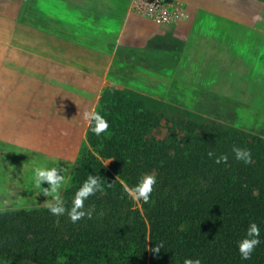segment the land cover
<instances>
[{"label": "trees", "instance_id": "1", "mask_svg": "<svg viewBox=\"0 0 264 264\" xmlns=\"http://www.w3.org/2000/svg\"><path fill=\"white\" fill-rule=\"evenodd\" d=\"M128 51L140 68H174L182 45L157 32ZM95 111L109 128L96 135L88 125L62 198L70 209L89 175L112 187L89 197L92 218L75 223L47 206L0 209V264H264V133L176 110L167 117L161 102L112 87L102 90ZM233 146L249 149L253 162L237 161ZM209 152L227 154V163ZM150 172L157 184L149 203H134L120 181L135 186ZM253 222L260 244L243 260L237 243ZM156 245L162 248L154 254Z\"/></svg>", "mask_w": 264, "mask_h": 264}, {"label": "rangeland", "instance_id": "2", "mask_svg": "<svg viewBox=\"0 0 264 264\" xmlns=\"http://www.w3.org/2000/svg\"><path fill=\"white\" fill-rule=\"evenodd\" d=\"M238 3L240 23L217 31L203 21L208 32L179 41L174 68L145 69L128 47L159 32L152 23L132 17L116 53L119 34L78 0H0V209L46 206L37 165L63 169L62 196L86 139L83 114L107 87L161 102L167 117L264 133V0Z\"/></svg>", "mask_w": 264, "mask_h": 264}, {"label": "clouds", "instance_id": "3", "mask_svg": "<svg viewBox=\"0 0 264 264\" xmlns=\"http://www.w3.org/2000/svg\"><path fill=\"white\" fill-rule=\"evenodd\" d=\"M84 120L91 127L94 134L100 135L108 130L109 124L107 120L102 117L99 112L93 110L91 112H85L83 114ZM94 125V126H93ZM66 134V133H64ZM232 153L237 161H241L244 164H251L252 154L249 149L241 148L238 146L232 147ZM208 156L211 158L215 156V163H227L228 155L222 154L216 156L214 152H209ZM63 169L60 168H48L44 165H37L34 168V180L35 186L40 188L45 197H51V200L46 202V206L51 215L60 217L67 213L69 219L75 223L83 218H92V214L95 211L94 206H89L85 208V201L99 192L105 190V185L107 187H112V183H107L99 175H89L87 179L82 183L79 189L75 192L72 207L68 209L66 207V202L60 195L62 186L65 184V176L61 173ZM47 184V188H42V184ZM126 194L132 199L134 203L143 202L145 204L149 203L151 193L154 190V186L157 184V176L154 172L144 174L135 186H128L123 180L120 181ZM102 215V213H101ZM260 229L258 225L253 222L250 223L247 228L244 237L238 241L237 248L238 252L243 260L251 259V256L255 248L260 244ZM162 245H156L155 248L151 249L154 254L160 252ZM183 264H201L200 259L186 258Z\"/></svg>", "mask_w": 264, "mask_h": 264}, {"label": "crops", "instance_id": "4", "mask_svg": "<svg viewBox=\"0 0 264 264\" xmlns=\"http://www.w3.org/2000/svg\"><path fill=\"white\" fill-rule=\"evenodd\" d=\"M173 1L182 8L181 20L179 19L178 23L156 25V27L160 33L169 34L183 43L191 40L196 33H200L204 36L208 32L205 29L208 25L204 24L203 21L217 24V31H223L225 26L229 28L231 26L229 22L232 20L234 23H240L234 18L236 15H239V12L232 8V6H239L240 3H238V1L240 0H235V2L232 3L231 0ZM78 2L80 7L85 8L87 15L95 16V18L96 16L100 17V19H96L97 21L94 23L98 24L100 27L104 26V29H108V31L119 34L116 36V43L113 47L114 52L117 51L118 46L122 45L120 35L124 32L126 25H128L132 17L138 18L130 15L131 13L129 14L131 0H78Z\"/></svg>", "mask_w": 264, "mask_h": 264}, {"label": "built area", "instance_id": "5", "mask_svg": "<svg viewBox=\"0 0 264 264\" xmlns=\"http://www.w3.org/2000/svg\"><path fill=\"white\" fill-rule=\"evenodd\" d=\"M129 12L155 25H170L179 22L182 8L173 0H131Z\"/></svg>", "mask_w": 264, "mask_h": 264}]
</instances>
